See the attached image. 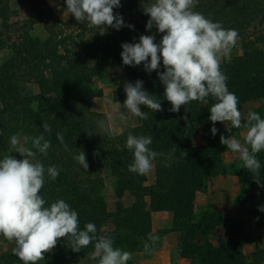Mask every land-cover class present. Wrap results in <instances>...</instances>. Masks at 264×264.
<instances>
[{
    "label": "trees",
    "instance_id": "trees-1",
    "mask_svg": "<svg viewBox=\"0 0 264 264\" xmlns=\"http://www.w3.org/2000/svg\"><path fill=\"white\" fill-rule=\"evenodd\" d=\"M11 1L27 9L29 17L22 21L18 36L10 42L0 32V50L7 54L0 61V159L8 154L22 159L10 143L12 135L23 136L22 145L31 148L32 139L43 133L51 147L46 157L38 154L37 158L45 167L56 166L59 175L54 181L46 177L40 195L49 205L64 199L77 211L81 230L85 223L92 222L99 236L100 230L111 224L114 247L121 246L119 241L137 246L139 240L150 242L147 237L153 234L151 211H167L174 217V229L182 233L178 242L182 258L194 259L196 264H263L264 247L255 249L249 259L242 256L240 247L247 241L242 213L253 216L255 224L261 227V236L264 235V212L258 209L264 206V151L256 154L261 165L258 174H252L243 165L236 172L240 189L235 215L224 216L219 210L208 209L197 222L191 223L195 192L206 186L209 176L221 171V154L227 149L220 143L222 133L216 125V135L211 133L210 107L215 100L209 97L206 103L192 101L181 106L179 112H171L157 72L147 73L143 63L127 66L122 62L123 42H138L144 34L155 35L158 43L162 36L155 28L151 32L146 30L149 17L143 7L152 0H121V7L113 9L134 29L109 27L101 34L104 29L91 26V35H86L83 28L71 36L45 28L42 38L34 29L44 23L50 12L47 2L0 0L2 21L6 22L13 13ZM62 3L66 5L65 1ZM194 10L225 29L238 32L241 54L231 62L222 63L221 69L228 77L229 90L239 98V109L249 101L258 100L254 111L264 118V49L256 46L257 42H264L261 31L264 0H199ZM250 25L254 30L262 27L253 38L247 33ZM110 69L121 70L124 82L142 80L143 88L159 100L163 111L153 113L142 105L148 119H141L140 125L116 135L106 125L108 131L101 129L100 117L90 109V100L95 96L91 84L93 78L108 75ZM163 70L161 61L160 71ZM30 85L37 90H32ZM43 121L51 126L50 134L43 131ZM197 125L204 132L202 144H194L192 140ZM57 132L62 133L64 144L57 139ZM129 133L150 136L152 150L165 154L153 161L156 178L151 185H145V175L128 170L133 162V154L126 148ZM80 151L86 154L87 170L73 159ZM166 159L171 167L162 163ZM104 169L113 180L117 196L112 210L107 208L103 193ZM125 192L132 197L128 206L120 199ZM218 226L226 228V235L214 244L209 234ZM67 243V239L58 240L38 264H77L95 250L93 243L74 252ZM0 264L23 262L11 251L0 253Z\"/></svg>",
    "mask_w": 264,
    "mask_h": 264
},
{
    "label": "clouds",
    "instance_id": "clouds-1",
    "mask_svg": "<svg viewBox=\"0 0 264 264\" xmlns=\"http://www.w3.org/2000/svg\"><path fill=\"white\" fill-rule=\"evenodd\" d=\"M66 11L76 21H87L91 26L104 29L111 27L120 30L122 27L134 29L126 24L120 13L114 8L121 7V0H65ZM199 0H152L143 7L149 18L146 30L153 28L162 36L156 42L155 35H140L138 42H123L120 53L122 62L127 66H139L143 63L147 73L157 72L164 86V98L170 102L171 112H179L181 106L192 101L207 102L209 97L215 102L210 107L209 119L213 122L211 133L216 135V122L225 124L228 132L232 128L246 129L243 143L232 136L221 134L220 143L231 152L238 154L243 167L252 174H258L261 167L258 153L264 151V118L255 111H249L242 124V113L239 110V98L228 88L227 75L221 65L230 62L229 53L235 47L238 32L225 29L219 22H213L199 11H195ZM161 61L163 71H160ZM126 99L120 107L134 117L148 119V114L141 106L152 112L163 111V107L154 95L143 88V81L125 82ZM230 125V127H228ZM99 126L104 131L103 122ZM45 133H51V126L43 121ZM57 139L64 144L63 135L56 133ZM150 136H137L129 133L126 148L133 154V162L128 170L137 175H146L152 170L153 161L165 154L150 147ZM10 143L19 152L22 159L8 154L0 159V236L13 242L12 252L23 264H38L45 259V253L52 251L61 238L67 239L68 246L74 252L94 243L92 259L99 264H127L132 254L119 247H114V238L110 235H97V227L87 222L83 230L77 211L64 199H57L50 205L40 195L46 177L54 181L59 169L45 167L37 158L38 154L48 155L50 140L44 134L32 139V147L20 146L16 135ZM65 147H67L65 145ZM187 156V153H185ZM85 170L89 165L84 151L73 156ZM165 167H171L169 160L162 161ZM264 212V206H258ZM258 219V218H257ZM148 241L155 243L159 237L149 233ZM149 249V243H145Z\"/></svg>",
    "mask_w": 264,
    "mask_h": 264
},
{
    "label": "rangeland",
    "instance_id": "rangeland-1",
    "mask_svg": "<svg viewBox=\"0 0 264 264\" xmlns=\"http://www.w3.org/2000/svg\"><path fill=\"white\" fill-rule=\"evenodd\" d=\"M45 1L48 4L50 12L44 19V23L35 26L34 32L36 35H39L41 38L44 37L46 34L45 28H51L55 32H61L62 35L70 34L71 36H75L84 28L85 34L91 35V25L87 21L80 23L75 20L72 14L67 13L66 5L62 3V1L65 0ZM10 8L13 10V13L10 14L8 20L5 22L0 19V32L9 39L7 42H10L11 39L18 36V29L22 21L29 17L27 9L18 6L12 1L10 2ZM38 26L41 27L37 28ZM261 29L262 27L258 26L254 30L250 25L247 28V33L250 35V38H253L255 37V33ZM261 31L264 33V28ZM241 45V37L238 36L235 47L232 48L229 53L230 62L241 54ZM256 46L264 49V42H257ZM6 57V51H4V49L0 50V61L4 60ZM124 83L121 70L110 69L108 75L93 78L91 84L95 96L90 100V109L92 112L98 114L101 122L108 127L113 135L120 134L124 132V130L131 129L141 124L140 118L132 116L130 113L123 111L120 107V101L126 99ZM31 88L32 90H37V87L34 85L31 86ZM257 101L258 100L249 101L239 109L242 113V124L246 121L248 112L250 110L254 111L258 106ZM215 125L221 130L223 135L232 136L243 143V137L246 132L244 127L240 129L232 128L231 131L228 132L225 124L222 122H216ZM228 127H230V125H228ZM17 137L19 145L23 146L24 137ZM192 140L194 144L204 143V132L201 125H197ZM221 159V171L213 176H209L205 183L206 186L195 192L193 201L194 208L190 219L191 223L197 222L208 209L219 210L224 216H233L237 213L235 204L240 186L237 181L236 172L238 168L243 165V162L238 159V154L231 152L228 148L221 154ZM103 177V193L107 202L106 205L109 210H112L114 202L117 199L116 193L113 190V180L106 169L103 170ZM145 177V185H151L154 182L156 177L153 167ZM120 199L126 206L132 203V197L127 192L123 193ZM146 201L148 203L149 198H146ZM147 208H149L148 204ZM242 217L247 241L241 244L240 251L244 258L249 259L251 253L255 249L264 247V235L261 236V227L255 224L253 216L242 213ZM173 220L174 217L172 212L151 211V230L159 239L155 243L151 241L147 242L149 243L148 250L145 249L144 245L146 242L143 240H139L137 246L131 245V247L127 242L124 243L119 241L121 245L119 248L132 254V259H130L127 264H196L194 259L182 258L180 256L178 242L180 240V234L182 233L174 229ZM113 228V225L107 224L100 230V235L106 234L113 237ZM225 235L226 228L224 226H218L209 234V240L217 244ZM13 247V242L7 241L0 236L1 254L11 252ZM91 257L92 254L83 260L81 259L77 264H99L98 258L92 259Z\"/></svg>",
    "mask_w": 264,
    "mask_h": 264
}]
</instances>
